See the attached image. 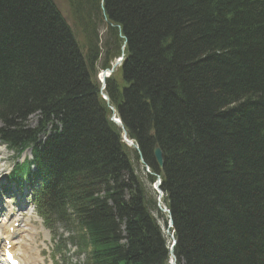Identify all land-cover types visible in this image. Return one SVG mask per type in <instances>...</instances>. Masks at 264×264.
Masks as SVG:
<instances>
[{
  "label": "trees",
  "instance_id": "1",
  "mask_svg": "<svg viewBox=\"0 0 264 264\" xmlns=\"http://www.w3.org/2000/svg\"><path fill=\"white\" fill-rule=\"evenodd\" d=\"M66 1L0 0V142L45 226L85 264H170L159 175L177 264H264V0Z\"/></svg>",
  "mask_w": 264,
  "mask_h": 264
},
{
  "label": "rangeland",
  "instance_id": "2",
  "mask_svg": "<svg viewBox=\"0 0 264 264\" xmlns=\"http://www.w3.org/2000/svg\"><path fill=\"white\" fill-rule=\"evenodd\" d=\"M55 2L61 8V11H63L65 15L69 13V8L66 0H55ZM105 32V28L101 30L102 39ZM118 65V67H120L121 63L119 62ZM37 120L38 116L34 115L29 119V124L31 126H35ZM30 157L31 154L28 155L27 158L24 156V158H22L21 160H16L14 158V154L10 152L5 146L0 144V181L2 182L1 185H5V183L7 184V181L12 178L15 165L17 163L20 164L24 162L25 159L30 160ZM136 166L139 168L137 170L139 174H146L144 172L145 168L143 165L141 167V165L136 162ZM34 187H36V184H33L31 186L26 180L23 181V184L17 181L15 182V186L11 187L12 194L9 195L13 198V200L5 198L12 204L10 205V209L17 210L18 214L16 217L20 218V223L22 225V228L20 227L21 230H25L24 232H26V229L28 230L29 223L33 225V228L29 227V230L31 232L29 237L27 236V234H23L22 236H20V242L27 248V251L24 253L25 257L30 259L31 264H54V251H56L60 254L58 256V264H84L85 256H80L79 251L76 248V245L78 244V226L76 224L63 225L61 223H56L54 224V231L51 234L49 230H47L44 226L43 221L37 216L36 212L34 211L32 202V191ZM151 189L155 190L156 188L154 187V185H151ZM162 208L164 210V207ZM164 212L165 211H162V213L160 212L162 215L156 214V216L160 220V224L164 227V229H166L163 231L165 236L171 242L172 234L167 231V229H169V225L167 222L168 216ZM0 213L2 214V212ZM5 216L7 215H4V217ZM14 221H16V219L12 222ZM54 240H56L57 244L54 242ZM25 262L27 263L26 259ZM30 263L28 262V264Z\"/></svg>",
  "mask_w": 264,
  "mask_h": 264
},
{
  "label": "water",
  "instance_id": "3",
  "mask_svg": "<svg viewBox=\"0 0 264 264\" xmlns=\"http://www.w3.org/2000/svg\"><path fill=\"white\" fill-rule=\"evenodd\" d=\"M119 63L117 62L115 64V66L113 67L112 70H109V71H105L103 74H102V84H103V87H102V90H104L106 88V80L108 78V73L109 74H112L115 70L116 67H118ZM105 96V95H104ZM105 99L106 101L109 103V100L108 98L105 96ZM113 112H115V110L113 108H111ZM117 126L121 129L122 131V134L124 135V139L125 141L130 144V145H134L132 142H130L128 140V133H127V130L125 128V126L122 124L121 120H116L114 119L113 120ZM135 147V146H134ZM136 150L139 152L140 156L142 157V154H141V151L138 147H136ZM154 156H155V160H156V163L158 165V167L162 170L164 168V154L161 150V148L159 146H156L155 150H154ZM163 211V210H162ZM170 221H171V225L172 227L174 226V221L172 219V216H170ZM175 244H176V241H175ZM174 244V245H175ZM174 247V246H173ZM171 256H172V260H171V264H176V256L175 254L173 253V248H171Z\"/></svg>",
  "mask_w": 264,
  "mask_h": 264
},
{
  "label": "bare ground",
  "instance_id": "4",
  "mask_svg": "<svg viewBox=\"0 0 264 264\" xmlns=\"http://www.w3.org/2000/svg\"><path fill=\"white\" fill-rule=\"evenodd\" d=\"M10 222H11V220H9V223H10ZM14 223H16V221L12 222V223L10 224V226L7 227V229H6V233H8L9 235H11L12 238H13V240H14V242H15V239L22 235V230L18 228V230H17L15 233H13V234H12L11 232H9V231H8L9 228L12 227V226L14 225ZM25 234H28V232H25ZM33 241H34V239H33ZM15 244H16V242H15ZM23 248H24V247H23ZM20 251H21V250H20ZM26 251H27V250H26ZM18 252H19V251H18ZM39 256H40V253H39ZM39 256H38V258H39ZM21 258H22V257H21ZM22 259L25 261L24 257H23ZM31 259H32V258H31ZM26 261H27V260H26ZM0 264H1V263H0ZM27 264H28V261H27Z\"/></svg>",
  "mask_w": 264,
  "mask_h": 264
}]
</instances>
